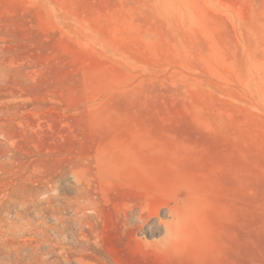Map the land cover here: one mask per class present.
<instances>
[{
	"label": "rangeland",
	"instance_id": "1",
	"mask_svg": "<svg viewBox=\"0 0 264 264\" xmlns=\"http://www.w3.org/2000/svg\"><path fill=\"white\" fill-rule=\"evenodd\" d=\"M79 183L42 260L264 264V0H0V260Z\"/></svg>",
	"mask_w": 264,
	"mask_h": 264
},
{
	"label": "bare ground",
	"instance_id": "2",
	"mask_svg": "<svg viewBox=\"0 0 264 264\" xmlns=\"http://www.w3.org/2000/svg\"><path fill=\"white\" fill-rule=\"evenodd\" d=\"M91 189L92 186L89 183H79L75 194L70 198L63 200L59 197L58 202L54 203V197L48 195L44 206L43 201L34 203L35 215L41 216L43 220L36 222L34 217H28L22 225L13 228L15 233L18 232L17 236H22L24 244L13 246L12 255L18 257V260H0V264H54L55 260H42V257L55 253L57 249L60 252L76 250L74 247H77V241L74 247L67 246L64 241L66 236L74 235L70 226L75 224L78 228H82L85 225L84 219H89L93 214L92 208L95 209L97 198L92 194ZM68 209L73 211V215H64V211ZM144 212L145 207H140L138 210H131L130 215L136 222L142 223L145 219ZM168 212V219L162 222V230L166 239L177 235L182 222V214L176 207H169ZM79 213L81 217H78ZM48 217H53L56 223L46 224ZM41 224L47 231L40 229ZM38 233H41V236ZM30 237L36 241V244L26 243L25 238ZM41 246H45L46 250L42 251Z\"/></svg>",
	"mask_w": 264,
	"mask_h": 264
}]
</instances>
